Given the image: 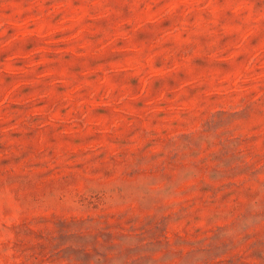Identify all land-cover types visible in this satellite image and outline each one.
Wrapping results in <instances>:
<instances>
[{"label": "rangeland", "instance_id": "374dc122", "mask_svg": "<svg viewBox=\"0 0 264 264\" xmlns=\"http://www.w3.org/2000/svg\"><path fill=\"white\" fill-rule=\"evenodd\" d=\"M0 264H264V0H0Z\"/></svg>", "mask_w": 264, "mask_h": 264}]
</instances>
